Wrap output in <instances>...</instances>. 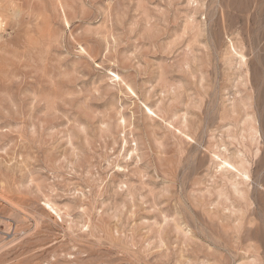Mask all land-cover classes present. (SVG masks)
Listing matches in <instances>:
<instances>
[{"label":"rangeland","instance_id":"rangeland-1","mask_svg":"<svg viewBox=\"0 0 264 264\" xmlns=\"http://www.w3.org/2000/svg\"><path fill=\"white\" fill-rule=\"evenodd\" d=\"M262 181L264 0H0V264H264Z\"/></svg>","mask_w":264,"mask_h":264},{"label":"bare ground","instance_id":"bare-ground-1","mask_svg":"<svg viewBox=\"0 0 264 264\" xmlns=\"http://www.w3.org/2000/svg\"><path fill=\"white\" fill-rule=\"evenodd\" d=\"M240 57L242 58V60H246V56L244 54H240ZM119 76V75H117ZM125 121V120H124ZM52 207V206H51ZM53 209V208H52Z\"/></svg>","mask_w":264,"mask_h":264},{"label":"clouds","instance_id":"clouds-1","mask_svg":"<svg viewBox=\"0 0 264 264\" xmlns=\"http://www.w3.org/2000/svg\"><path fill=\"white\" fill-rule=\"evenodd\" d=\"M261 187H264V185H261Z\"/></svg>","mask_w":264,"mask_h":264},{"label":"snow or ice","instance_id":"snow-or-ice-1","mask_svg":"<svg viewBox=\"0 0 264 264\" xmlns=\"http://www.w3.org/2000/svg\"><path fill=\"white\" fill-rule=\"evenodd\" d=\"M262 183H264V181H262Z\"/></svg>","mask_w":264,"mask_h":264}]
</instances>
